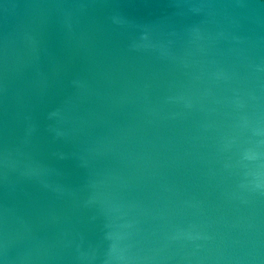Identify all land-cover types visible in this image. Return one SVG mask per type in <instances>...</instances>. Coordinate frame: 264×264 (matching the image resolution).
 Masks as SVG:
<instances>
[{
	"label": "water",
	"instance_id": "1",
	"mask_svg": "<svg viewBox=\"0 0 264 264\" xmlns=\"http://www.w3.org/2000/svg\"><path fill=\"white\" fill-rule=\"evenodd\" d=\"M0 264H264V0H0Z\"/></svg>",
	"mask_w": 264,
	"mask_h": 264
}]
</instances>
